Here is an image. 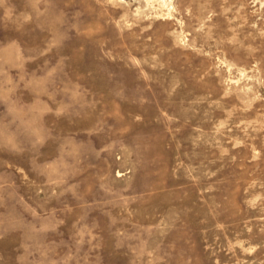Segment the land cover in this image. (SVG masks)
Returning <instances> with one entry per match:
<instances>
[{"label":"rangeland","instance_id":"1","mask_svg":"<svg viewBox=\"0 0 264 264\" xmlns=\"http://www.w3.org/2000/svg\"><path fill=\"white\" fill-rule=\"evenodd\" d=\"M0 264H264V0H0Z\"/></svg>","mask_w":264,"mask_h":264}]
</instances>
